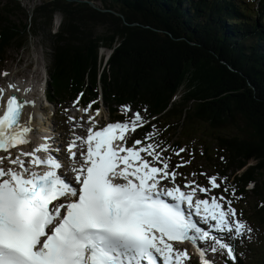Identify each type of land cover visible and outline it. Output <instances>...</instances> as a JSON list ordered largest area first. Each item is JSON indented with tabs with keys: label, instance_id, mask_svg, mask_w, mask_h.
I'll return each mask as SVG.
<instances>
[{
	"label": "trees",
	"instance_id": "16d2710c",
	"mask_svg": "<svg viewBox=\"0 0 264 264\" xmlns=\"http://www.w3.org/2000/svg\"><path fill=\"white\" fill-rule=\"evenodd\" d=\"M88 1L95 8L85 0H43L34 9L0 1V67L9 50L46 29L48 100L61 107L79 96L96 106L102 98L118 120L130 118L127 105L150 121L140 138L155 125L156 141L185 149L172 158L190 161L188 171L203 173L196 160L208 159L252 229L234 242L235 264H264V0Z\"/></svg>",
	"mask_w": 264,
	"mask_h": 264
},
{
	"label": "snow or ice",
	"instance_id": "6c2138e0",
	"mask_svg": "<svg viewBox=\"0 0 264 264\" xmlns=\"http://www.w3.org/2000/svg\"><path fill=\"white\" fill-rule=\"evenodd\" d=\"M27 106L35 102L13 93L0 114V264H186V249L173 242L190 243L199 264H214L209 253L235 264L234 242L250 239L252 229L238 217L232 199L211 193L226 178L208 177V188L184 177L177 169L190 161L170 166V157L162 155L168 146L155 140V125L144 135L147 143L136 139L127 146L126 133L147 123L139 112L95 131L89 115L87 135L73 132L60 146L52 135L33 142ZM172 151L179 156L185 149ZM62 152L67 172L58 171L65 162L53 154ZM231 193L239 199L234 187Z\"/></svg>",
	"mask_w": 264,
	"mask_h": 264
},
{
	"label": "rangeland",
	"instance_id": "374dc122",
	"mask_svg": "<svg viewBox=\"0 0 264 264\" xmlns=\"http://www.w3.org/2000/svg\"><path fill=\"white\" fill-rule=\"evenodd\" d=\"M0 1H3L5 3L7 0H0ZM49 1H51V0H49ZM42 2H43V0H27V1H21L18 3H21L24 7L28 8V9H34L36 6L41 5ZM99 3H100V1L97 2V4H99ZM95 6H96V4H95ZM60 24H61V16L57 15V17L55 18L54 30H52V34H55L58 31ZM51 46H52V42L50 41L48 31L46 29L45 30L40 29V31H38V33L33 36L28 47H26L25 49H21V50L16 49V48L9 50L8 55H7V61L5 62L3 67H0V89H3V96L0 97V109L4 108L5 101H6L5 96H7V94L12 89L9 87L10 83L16 87L18 85L25 86V84H26V89L29 90L28 92H30L31 94L36 96L41 107L46 109V112H45L46 122H48V123L51 122V123H54L56 125L55 136L58 138V142L61 141L62 136H65V135L72 136V133L74 131H75L74 133H76L75 135H80L75 130L74 123L75 122L81 123L87 128L89 126V122H88V116L89 115H93V118H94L96 125H98L100 127L105 126L108 123V119L110 116V113L108 111L109 107L105 104L99 110L98 115H96L95 111L90 109V108H88L87 112H83L82 110L84 108H86L85 106H83V104H81V107L79 105H77L78 108L72 106L71 110H69L70 117L74 118L72 121H69V119H68L69 116H67L66 113L62 112V108L60 110H57V108L49 105L48 103L46 104L45 99H44V90L47 89V81L49 80L48 70L52 64L53 52L51 50ZM102 55L103 56L106 55V57L111 56V51L103 49ZM5 72H7L8 74L3 75V73H5ZM45 81H46V84H45ZM67 111H68V109H67ZM61 113H63V114H61ZM81 117L83 119H81ZM112 120H113V118H112ZM33 126L34 127H32V129H33L32 132L34 134H36V136H37V134H39L38 132H39V128H40L39 123L34 124ZM58 130H61V131H58ZM133 133L134 132L126 133L127 143L131 139ZM176 139L177 138H174L173 141H176ZM57 145H58V143H57ZM137 147H139V146H137ZM23 150L30 151L31 149L26 148ZM56 154L58 155L59 153H56ZM190 155L193 157L192 154H190ZM148 159H151V158L149 157ZM206 160H203V161L200 160V162H199V160H196V164L201 165L204 167V169H206L204 175H199V177H200L199 178V184L201 186L204 185V182H205V178H203V177H209V176L215 175L216 177L219 178V176L214 173L216 171H214V169H211L208 166V159H206ZM179 163L184 164V161L182 159H180ZM212 166H214V165H212ZM196 169H197V165H195L193 170H196ZM188 170H189V167L184 168V166H183L180 168V171L183 172L182 174L184 177H189V178L194 179L196 181L195 177H191L190 175L185 176L186 173H190V174L195 173V171H193V170L189 171V172H188ZM228 177L230 178V181L233 182L231 174H229ZM178 180H180V179H178ZM180 182L183 183L182 180H180ZM228 186H229V180L226 178V180L223 181V184H221V191H219V192L224 193L223 188L228 187ZM211 193H213V192L211 191ZM224 194H227V193H224ZM227 199H229V198H227ZM232 206L234 207L233 203H232ZM235 210H236V208H235ZM189 264H199V261L198 260L194 261V259H193V261H190ZM218 264H220V261H218Z\"/></svg>",
	"mask_w": 264,
	"mask_h": 264
},
{
	"label": "bare ground",
	"instance_id": "6f19581e",
	"mask_svg": "<svg viewBox=\"0 0 264 264\" xmlns=\"http://www.w3.org/2000/svg\"><path fill=\"white\" fill-rule=\"evenodd\" d=\"M23 1H27V0H23ZM16 89H19V91H16ZM25 89H26V84L25 86H20L18 85L17 87H12L11 91L7 94L6 99L9 95L15 93V95L17 97H20V98H25V99H28V100H33L35 102V107H32V106H27L25 108V119H27V116L29 113L33 114V119L31 121V127L34 123H36L37 121L39 122V124H41V119L39 118V120L36 119L35 117V114H34V110L36 108H38L40 106V104L38 103V99L36 98V96H34L33 94H31L30 92H25ZM41 98V97H40ZM42 104V103H41ZM50 105V104H49ZM4 109H5V106H4ZM91 109V108H90ZM42 110V108H41ZM96 112L95 109H92ZM49 119V118H48ZM44 128L48 129V134L46 133H42L39 135V137H43V136H46V135H52L54 137V143L57 144L58 142V138L55 136V130H56V127L54 125H51L50 123L46 122V120H44ZM143 125H146V124H143ZM34 127V126H33ZM30 135L32 136L33 138V142L36 141V138L33 136L32 132H30ZM59 145V144H58ZM207 227V226H205Z\"/></svg>",
	"mask_w": 264,
	"mask_h": 264
},
{
	"label": "water",
	"instance_id": "95a60500",
	"mask_svg": "<svg viewBox=\"0 0 264 264\" xmlns=\"http://www.w3.org/2000/svg\"><path fill=\"white\" fill-rule=\"evenodd\" d=\"M15 2H21V1H23V0H14ZM47 1H49V0H47ZM51 1H53V0H51ZM85 2H87L90 6H92V7H94L95 8V4L93 3V2H90V1H88V0H85Z\"/></svg>",
	"mask_w": 264,
	"mask_h": 264
}]
</instances>
